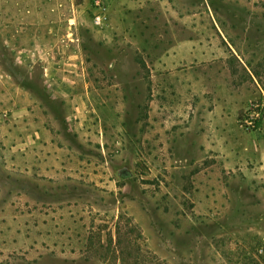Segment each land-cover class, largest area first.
Returning a JSON list of instances; mask_svg holds the SVG:
<instances>
[{"label":"rangeland","instance_id":"1","mask_svg":"<svg viewBox=\"0 0 264 264\" xmlns=\"http://www.w3.org/2000/svg\"><path fill=\"white\" fill-rule=\"evenodd\" d=\"M76 2L0 0V264H264L245 154L264 150V118L245 125L264 108V0H206L243 86L220 127L196 89L182 107L156 88L169 30L113 31L94 24L106 3Z\"/></svg>","mask_w":264,"mask_h":264},{"label":"crops","instance_id":"2","mask_svg":"<svg viewBox=\"0 0 264 264\" xmlns=\"http://www.w3.org/2000/svg\"><path fill=\"white\" fill-rule=\"evenodd\" d=\"M101 1L107 6V9L103 8V12L108 11L105 24L113 31L127 30L132 24L139 25L140 28L146 26V29L150 27L155 30L162 28L169 30L168 37L163 38L166 42L164 52L149 59L147 63L156 79V88L161 87L169 91L170 100L178 101L182 107H187L186 102L193 99L191 91L196 89L205 96L207 106H210L209 116L208 119H204V124L220 127L227 123L225 111L228 110V106L232 107L231 104L235 103V97L242 91L243 86L241 80L238 82L236 76L232 74L233 57L237 56V53L227 35L219 28L213 14L214 10L206 4V0L198 2L194 0L195 4L188 2L184 5L174 3L166 5V0ZM151 2L154 3V10L148 9L147 13L152 14L153 19L150 21L144 19L140 23L131 21L132 13L129 10H135ZM138 13L141 14L140 11ZM180 14L183 15L181 18ZM157 15L158 20L155 18ZM161 42L160 39L154 41L155 45ZM202 89H205L204 92ZM232 99L233 103L229 102ZM171 106L174 108L173 104ZM245 154H252L255 157V168H260L255 174V179L262 182L264 150L250 148Z\"/></svg>","mask_w":264,"mask_h":264},{"label":"built area","instance_id":"3","mask_svg":"<svg viewBox=\"0 0 264 264\" xmlns=\"http://www.w3.org/2000/svg\"><path fill=\"white\" fill-rule=\"evenodd\" d=\"M98 4V3H96ZM103 22H105V16L103 14V8L99 7L97 9V13L94 16V24L100 26ZM261 105L258 102L253 103L247 109V113L245 114V125L250 129H255L256 121L260 118V109ZM264 118V114L262 115ZM259 253H262V249H259Z\"/></svg>","mask_w":264,"mask_h":264},{"label":"trees","instance_id":"4","mask_svg":"<svg viewBox=\"0 0 264 264\" xmlns=\"http://www.w3.org/2000/svg\"><path fill=\"white\" fill-rule=\"evenodd\" d=\"M82 2V0H78V2H76V5H80ZM264 114V108L260 109V118L258 119V121H256V126L258 127L260 124V121L262 119V115Z\"/></svg>","mask_w":264,"mask_h":264}]
</instances>
